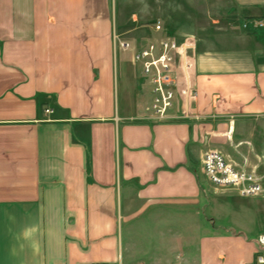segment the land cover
Segmentation results:
<instances>
[{
    "label": "crops",
    "instance_id": "obj_1",
    "mask_svg": "<svg viewBox=\"0 0 264 264\" xmlns=\"http://www.w3.org/2000/svg\"><path fill=\"white\" fill-rule=\"evenodd\" d=\"M155 20L195 39L193 119L148 120L146 81L117 66L118 42L148 39ZM257 21L264 0H0V264H129L121 219L157 207L207 215L196 264H252L264 229L247 242L224 207L212 217L208 192L227 193L200 159L248 146L257 163L238 168L264 181Z\"/></svg>",
    "mask_w": 264,
    "mask_h": 264
},
{
    "label": "rangeland",
    "instance_id": "obj_2",
    "mask_svg": "<svg viewBox=\"0 0 264 264\" xmlns=\"http://www.w3.org/2000/svg\"><path fill=\"white\" fill-rule=\"evenodd\" d=\"M119 8L120 0H117V9ZM126 10L127 13H130L133 11V8L128 6ZM200 13L201 11H198V15H200ZM156 22H159L164 29L163 23L159 20L151 21L150 24L153 25ZM163 34L165 35V31ZM156 36L159 35L153 32L148 39L152 37L156 38ZM190 38L194 37L191 36ZM148 39L129 43L133 46L134 50H137L138 47L145 44ZM121 42L125 41L121 40ZM123 51L131 54V61L133 62L132 52L129 50ZM128 53H119L117 55V66L119 69L120 67H124L127 71L131 69L142 75L141 69L134 62L133 64L136 67L131 65L130 55ZM145 102L147 104L146 111L147 114H149L148 111L150 110L151 103L150 95L145 97ZM228 145L229 144L225 147L230 157H225V160H228L227 162L236 167V169H239L238 167L241 166L251 169L249 166L257 163L254 155H251L253 154L252 151L251 154L248 155L249 162L247 163V161L243 160L242 156L248 154L246 153L248 146H241L238 148L234 144ZM256 172L260 175L264 173V171H259V169H257ZM199 178L202 185L205 187L206 184L200 175ZM262 185L264 188V181ZM218 189L224 190L228 195L225 194L224 197L216 193L212 194L208 192V199L211 200L210 213L214 215L212 217L218 221L222 220L223 209H225V220L240 226L246 233L248 238L247 242H250V239L256 236L260 229H264V193L256 197H239L236 196L237 194L233 191L221 188ZM222 207L224 208L221 210ZM178 212V208L157 207L149 208L131 221L125 220V218L121 219L120 228L122 230L123 245L125 246L127 240H130L135 246V253L131 256V262H129V264H196V247L201 236L204 234L202 228L207 227V215L202 213L199 209L197 215L189 217L185 215L193 214V211L182 210L180 212V217L176 216V218H174L175 221H171L170 218H168L173 217V215L178 214ZM158 214L161 215L162 218H158ZM262 254H264V252Z\"/></svg>",
    "mask_w": 264,
    "mask_h": 264
},
{
    "label": "built area",
    "instance_id": "obj_3",
    "mask_svg": "<svg viewBox=\"0 0 264 264\" xmlns=\"http://www.w3.org/2000/svg\"><path fill=\"white\" fill-rule=\"evenodd\" d=\"M256 24L258 27L264 26L263 21ZM151 29L159 36L148 39L137 50L127 41L118 42L119 48L132 52L133 62L141 69L148 85L151 103L147 119L154 123L170 118L193 119L195 116L190 115L186 108L196 100V91L188 77L195 62V39L185 37L178 41L164 35L159 22L153 24ZM175 109L178 115H173ZM44 113L51 114L52 110L45 109ZM200 165L206 180L215 187L233 191L239 197H256L264 193L260 176L253 171L236 169L217 151L204 152ZM257 245L259 251L252 264H264V233L258 236Z\"/></svg>",
    "mask_w": 264,
    "mask_h": 264
}]
</instances>
